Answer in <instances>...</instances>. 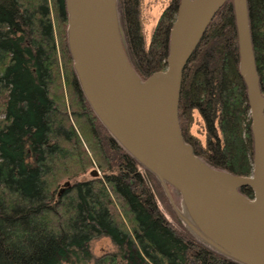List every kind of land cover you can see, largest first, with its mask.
<instances>
[{"label":"trees","instance_id":"16d2710c","mask_svg":"<svg viewBox=\"0 0 264 264\" xmlns=\"http://www.w3.org/2000/svg\"><path fill=\"white\" fill-rule=\"evenodd\" d=\"M178 2L163 10L146 45L137 12L122 13L117 0L124 49L143 79L165 67ZM247 9L264 96V0H247ZM194 110L205 124L203 141L190 131ZM178 120L209 166L250 175L253 139L232 0L184 67ZM93 163L102 176L77 180ZM157 180L86 100L67 47L65 1L0 0V264H240L167 220ZM240 192L252 197L249 187ZM102 236L116 250L95 258L89 243Z\"/></svg>","mask_w":264,"mask_h":264},{"label":"water","instance_id":"95a60500","mask_svg":"<svg viewBox=\"0 0 264 264\" xmlns=\"http://www.w3.org/2000/svg\"><path fill=\"white\" fill-rule=\"evenodd\" d=\"M72 66L105 128L163 186L189 229L240 264H264V96L250 35L247 0H232L239 73L247 91L252 169L239 176L209 166L184 140L178 104L184 67L226 0H179L165 67L141 78L125 52L117 0H64ZM93 175L98 172L93 170ZM68 184V183H67ZM181 197L184 214L168 187ZM252 190V197L240 192Z\"/></svg>","mask_w":264,"mask_h":264},{"label":"rangeland","instance_id":"374dc122","mask_svg":"<svg viewBox=\"0 0 264 264\" xmlns=\"http://www.w3.org/2000/svg\"><path fill=\"white\" fill-rule=\"evenodd\" d=\"M169 3H171V0H139V7H138L137 14H138V19H139L140 26H141V32L144 37V42L146 45H148L150 42L152 32L157 24V21L161 13L163 12V10L167 7ZM118 12L120 14V9L118 10ZM122 18L123 16L120 19L121 33H122V26L124 28V20H122ZM190 131L202 141L204 140L205 124L200 114L196 110L193 111V121L190 126ZM93 166L94 167L89 168L85 173L76 177V179L81 180L84 178H89L90 176L92 178L93 176L90 175V172H93V170H96L98 172V174L96 175L97 177H101L102 171H100L96 167L97 165L95 163H93ZM141 170L143 171L142 168ZM149 184L150 186L154 187V184L151 180L149 181ZM158 184H160L159 181H158ZM168 188H169L168 190H169L170 196L173 199V202L176 204V208L180 212V215L184 214V209L182 207L180 195L177 193V191L174 188L172 187H168ZM157 204L160 210L165 214V217L167 218V220L171 222V224L175 228L182 230V228L183 227L185 228L186 226L189 229L184 219L181 216H179V214L175 211L174 207L171 205L170 200L167 199V202H165L161 200L160 197L157 196ZM89 249L93 257L95 258L101 255H104L106 253H113L116 250L115 245L110 240V238L107 236H102V237L92 240L89 243ZM87 264H93V261H90Z\"/></svg>","mask_w":264,"mask_h":264},{"label":"flooded vegetation","instance_id":"af4514ba","mask_svg":"<svg viewBox=\"0 0 264 264\" xmlns=\"http://www.w3.org/2000/svg\"><path fill=\"white\" fill-rule=\"evenodd\" d=\"M170 4V3H169ZM168 4V5H169ZM134 5V6H133ZM167 5V6H168ZM138 7H139V0H123V9L124 10H122V13L124 12L125 13V11L127 12L128 10H133L134 9V11H136V12H138ZM118 10H119V8H118ZM92 173V172H91ZM92 175H93V173H92ZM94 176V175H93ZM94 177H96V176H94ZM161 184V183H160ZM167 187H170V186H167ZM169 189V188H168ZM165 191V190H164ZM169 191V190H168ZM167 195V194H166ZM168 197V196H167ZM169 199V198H168ZM172 205V204H171ZM174 205L176 206V204L174 203ZM173 206V205H172ZM174 207V206H173ZM175 209V208H174ZM176 211V210H175ZM192 232V231H191ZM193 233V232H192ZM194 234V233H193ZM195 235V234H194ZM197 237V236H196ZM198 238V237H197ZM200 240V239H199ZM201 241V240H200ZM202 242V241H201ZM204 243V242H203ZM206 244V243H205ZM225 256V255H224ZM231 259V258H230Z\"/></svg>","mask_w":264,"mask_h":264}]
</instances>
